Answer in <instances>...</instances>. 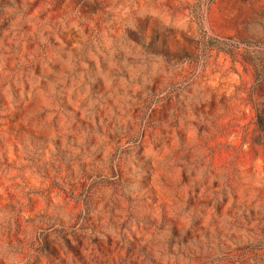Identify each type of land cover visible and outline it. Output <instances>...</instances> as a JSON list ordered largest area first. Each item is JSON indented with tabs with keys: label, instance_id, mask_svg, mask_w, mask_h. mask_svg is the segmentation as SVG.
<instances>
[{
	"label": "rangeland",
	"instance_id": "obj_1",
	"mask_svg": "<svg viewBox=\"0 0 264 264\" xmlns=\"http://www.w3.org/2000/svg\"><path fill=\"white\" fill-rule=\"evenodd\" d=\"M196 1L0 0V264H264V0Z\"/></svg>",
	"mask_w": 264,
	"mask_h": 264
},
{
	"label": "trees",
	"instance_id": "obj_2",
	"mask_svg": "<svg viewBox=\"0 0 264 264\" xmlns=\"http://www.w3.org/2000/svg\"><path fill=\"white\" fill-rule=\"evenodd\" d=\"M213 1L214 0H197L192 7L193 17L196 20L197 24L199 25L203 39H204V30L201 27L202 12L203 9ZM204 44L208 50L211 49L221 50L231 56H234L236 53L237 45L232 42L231 36L204 39ZM247 54L253 58L254 66L257 73L260 75L261 78H264V59H263L264 49H251L247 51Z\"/></svg>",
	"mask_w": 264,
	"mask_h": 264
}]
</instances>
